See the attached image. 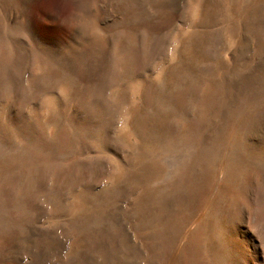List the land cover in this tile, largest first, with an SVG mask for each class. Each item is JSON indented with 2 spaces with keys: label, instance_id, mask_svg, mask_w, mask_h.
Wrapping results in <instances>:
<instances>
[{
  "label": "rangeland",
  "instance_id": "rangeland-1",
  "mask_svg": "<svg viewBox=\"0 0 264 264\" xmlns=\"http://www.w3.org/2000/svg\"><path fill=\"white\" fill-rule=\"evenodd\" d=\"M0 264H264V0H0Z\"/></svg>",
  "mask_w": 264,
  "mask_h": 264
}]
</instances>
